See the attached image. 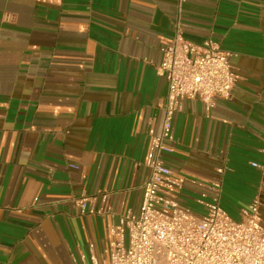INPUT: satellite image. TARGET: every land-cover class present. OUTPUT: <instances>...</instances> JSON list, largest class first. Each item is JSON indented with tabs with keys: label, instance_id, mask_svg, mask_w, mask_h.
<instances>
[{
	"label": "crops",
	"instance_id": "0c3cea01",
	"mask_svg": "<svg viewBox=\"0 0 264 264\" xmlns=\"http://www.w3.org/2000/svg\"><path fill=\"white\" fill-rule=\"evenodd\" d=\"M176 18L177 0H0V264H83L138 208ZM181 22L230 53L235 85L209 111L183 99L162 157L177 177L219 180L231 216L258 196L264 228V0H185ZM169 194L198 216L211 198L187 181Z\"/></svg>",
	"mask_w": 264,
	"mask_h": 264
},
{
	"label": "built area",
	"instance_id": "2783aa9c",
	"mask_svg": "<svg viewBox=\"0 0 264 264\" xmlns=\"http://www.w3.org/2000/svg\"><path fill=\"white\" fill-rule=\"evenodd\" d=\"M184 2L177 0L173 34L160 41L156 70L165 79L167 91L161 129L151 138L144 161L148 176L140 185V203L110 225L107 246L99 253L93 243L88 245V259L83 257V264H264L259 197H253L241 210V220L234 221L219 205V180L177 177L162 157L171 151L168 140L183 99H198L209 111L217 97H230L235 85L229 52L210 38L196 43L185 37L181 22ZM217 171L223 173L224 168ZM185 181L211 193L210 200L202 203L204 214H193L169 194L181 189ZM98 194L104 203L108 193ZM92 199L86 193L74 198L77 211L84 213Z\"/></svg>",
	"mask_w": 264,
	"mask_h": 264
},
{
	"label": "rangeland",
	"instance_id": "374dc122",
	"mask_svg": "<svg viewBox=\"0 0 264 264\" xmlns=\"http://www.w3.org/2000/svg\"><path fill=\"white\" fill-rule=\"evenodd\" d=\"M188 206H189V208L192 210V212H194V209H192V207H194V204L192 205V203H190V204H188ZM195 213V212H194ZM197 215V214H196ZM228 216L232 219V220H234V221H240L241 220V218H240V216H231V215H229L228 214Z\"/></svg>",
	"mask_w": 264,
	"mask_h": 264
}]
</instances>
